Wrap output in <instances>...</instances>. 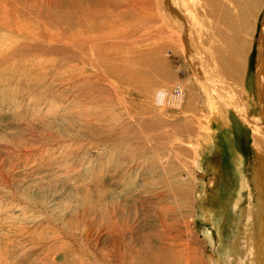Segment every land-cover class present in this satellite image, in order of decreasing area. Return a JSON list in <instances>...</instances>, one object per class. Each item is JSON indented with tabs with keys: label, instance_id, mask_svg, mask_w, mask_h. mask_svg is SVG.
Instances as JSON below:
<instances>
[{
	"label": "rangeland",
	"instance_id": "rangeland-1",
	"mask_svg": "<svg viewBox=\"0 0 264 264\" xmlns=\"http://www.w3.org/2000/svg\"><path fill=\"white\" fill-rule=\"evenodd\" d=\"M111 1L114 4L116 0ZM124 2L120 3L122 8L119 10L120 15H126L120 17L124 23L122 25L140 30L138 22L142 14V11H139L141 4L136 0ZM102 10L103 17L98 18L96 0H0V264L113 263L109 252L113 257L117 244L114 239L116 236L121 237L123 232L121 229L104 232V227L113 225L107 217H103L104 224H100L99 213L96 212V155L99 149L103 148L108 164L119 160L122 162V149L127 147L125 138L129 134H121L125 130L122 125L126 123L123 119L120 125L111 120L104 125L96 123L97 95L100 96L99 101L108 106L112 113L120 116L124 113L125 105L130 111L140 114V123L150 131L149 133L157 132L156 134L162 135L158 140L160 144L169 147L182 145L189 150L198 145V156L190 150V153H187V160L190 157L188 161H192L194 155L196 158L202 157L204 162L210 161V152L214 145L211 140L205 139L207 133L212 131V139L215 137V144L220 147L215 145L218 149L217 155L221 158L219 160L225 172H230L232 181H221V173L215 180L213 173L216 165L206 162L203 165V173L198 171L200 181L197 180L199 183L196 182V185L199 189L203 184L213 195L209 191L208 196L203 194L199 204L189 205L190 211L187 214V224L191 232L189 237L193 243L192 247L198 251L194 256H197L200 262L208 264L207 256L211 253L217 256V249L220 250L226 242L232 218L229 206L231 199L237 196L238 180L232 170L233 157L228 148V140L231 137L229 138L226 131L217 129L216 123L207 122L206 118H200L202 126L192 125L195 126V131L188 137L180 132V115L170 114V117L166 118L161 114L159 119L151 120V115L145 110L147 118H150L145 121L141 112L144 111L142 106H154L152 101L144 96L145 91L140 86L133 84L132 80L122 79L115 80L116 88L113 89L106 85L107 83L97 81L96 24L103 18L107 20L104 16L113 12ZM123 12L124 14H121ZM156 25L155 21L154 25L151 23L145 26L148 28L147 32L150 29L155 31ZM259 32L260 29L255 34L256 39ZM155 41L148 40V44L143 43L137 47L139 70L144 63L152 66V60L162 54L159 43H149ZM256 47L254 41L251 52L249 46L246 48L248 78L252 77L256 70ZM167 52L165 57L168 56V59H165V63L175 69L181 68L183 64L178 55ZM184 71L185 68L178 71L179 78H185ZM188 71L191 72L190 69ZM152 74L154 78L147 79L154 86L176 83L175 78L166 80L156 76L154 72ZM120 117L127 119V116ZM174 121L177 122L174 124ZM130 125L131 123H128L131 131L137 129L136 125ZM102 131L105 132L104 135ZM233 132L237 137L235 147L241 157L243 170L246 169L243 173L250 178L253 168L251 166H254L255 159L249 145L251 142L245 135L248 130L235 128ZM170 137L172 138L168 139ZM97 142L103 144L102 148H98ZM111 152L115 155L114 159L108 154ZM215 159L212 161L216 162ZM187 166L191 167V164L188 162ZM106 171L107 169L104 174ZM212 178L215 184L211 185ZM207 180L210 181L207 183ZM242 198V201L245 199L243 205L247 200L246 193ZM197 213L200 214L199 217ZM180 232H183V228H180ZM139 235H142L140 231L134 233V250L131 253V257H134L130 258L131 262L137 260ZM208 237L211 238V243L207 241ZM201 253L205 255V260Z\"/></svg>",
	"mask_w": 264,
	"mask_h": 264
},
{
	"label": "bare ground",
	"instance_id": "bare-ground-1",
	"mask_svg": "<svg viewBox=\"0 0 264 264\" xmlns=\"http://www.w3.org/2000/svg\"><path fill=\"white\" fill-rule=\"evenodd\" d=\"M136 1L142 5L139 9L142 11L140 20L138 18V29L142 32L136 28L126 27L128 25H122L124 23L120 19L126 15H120L119 10L122 8L120 3H125L124 0H116L114 4L111 0H96L98 18L103 17L102 9L113 11L104 16L107 20L103 18L96 24V79L107 83L106 85L113 89L116 88L115 80L122 79L132 80L133 84L140 86L145 91L144 96L152 101L154 106L151 108L148 103V106H142L144 111L141 112L145 116V121L150 119L147 118L146 112L151 115V120L159 119L161 114L166 118L170 117V114H176L181 116L180 132L187 137L195 131V126L192 129L193 124L202 126L200 118L204 120L206 118L210 124L216 123L217 129L226 131L229 138L231 137L228 138V148L233 157L232 170L238 180L236 181L237 196L231 199V206H229L232 218L226 242L220 250L217 249V253L214 251L217 256L208 253L206 260L208 264H264V0ZM123 10L126 12L128 9ZM155 21L156 30L150 29L147 32L148 28L145 26L151 23L154 25ZM259 29V36L256 39L255 34ZM148 40H156L149 43H159L162 54L152 60V66L144 63L139 70L137 47L143 43L148 44ZM254 41L257 45V65L252 77L248 78L246 48L249 46L251 52ZM167 51H170L172 55H178L181 59L183 64L181 68L186 70L183 72L185 78H179L178 71L181 68L175 69L165 63L168 57H165ZM152 72L166 80L175 78L176 83L154 86L147 79L154 78ZM96 90L98 93L97 88ZM117 96L120 95L117 94ZM99 97V95L96 96V123L104 125L111 120L120 125L123 119L127 124L122 125L125 130L121 134H129L125 138L127 147L122 149V162L110 160L112 163L108 164L105 158L106 153L102 148L103 144L97 142L98 148L102 149H99L96 155L98 157L96 212L99 213L100 224L105 219L103 217H107L113 223L104 227L103 231L121 229L123 232L121 237L116 238V236L114 239L117 243L116 253L111 257L109 252L113 261L111 263L205 264L206 262H200L198 257L194 256L196 249L192 247L193 243L189 237L191 232L187 224L189 205H196L203 194L208 196L211 191L203 184L199 186V189L196 185V182L200 181L198 171L203 173V165L208 162L207 160L204 162L202 157L196 158L198 145L191 147L190 150L195 155L192 161H188L190 158L187 160V153H190L188 148L182 145L169 147L158 143L162 135L156 134L157 132L149 133L150 131L140 123L142 121L140 114L130 111L121 103L124 113H120L122 116H127L125 120L120 117L121 115L112 113L108 106L99 101ZM176 122L174 121V124ZM128 123H131V127L132 124L134 127L136 125L137 129L131 131ZM235 128L241 131L248 130L245 135L251 142L249 145L253 153L252 157L255 159L254 166H251L253 168L250 171V178L243 173L246 169L243 170L241 157L235 147L237 141L233 132ZM99 132L101 134V130ZM211 133L212 131L208 132L204 139L211 140L210 142L214 145L208 162L216 165L214 179L217 180L221 173V181L224 183L232 181L230 172H225L222 167V162L219 160L221 158L217 155L218 149L215 148L218 146L217 143L215 144L217 140H214L215 137L212 139ZM108 154L112 159L115 158L113 152ZM213 158H216V162L212 161ZM188 162L191 167L187 166ZM105 169H107L106 174H104ZM214 179L212 178L211 185ZM209 181L207 180V183ZM210 193L213 195L212 192ZM244 193L247 200L242 205L245 200L242 201L245 198H242ZM202 214L205 216L204 212ZM180 228H183V232H180ZM138 231L142 234L139 235L142 241L139 238L140 246L138 245L136 262H131L130 258L134 257H131L134 250L133 237ZM223 231L226 233L224 229ZM222 235L219 236L222 237ZM208 238L207 241L211 243V238Z\"/></svg>",
	"mask_w": 264,
	"mask_h": 264
}]
</instances>
